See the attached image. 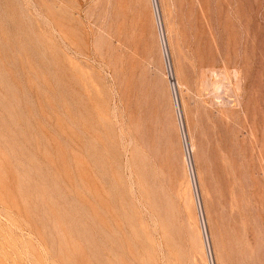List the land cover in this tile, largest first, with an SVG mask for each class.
<instances>
[{
	"label": "rangeland",
	"instance_id": "rangeland-1",
	"mask_svg": "<svg viewBox=\"0 0 264 264\" xmlns=\"http://www.w3.org/2000/svg\"><path fill=\"white\" fill-rule=\"evenodd\" d=\"M0 264H264V0H0Z\"/></svg>",
	"mask_w": 264,
	"mask_h": 264
}]
</instances>
